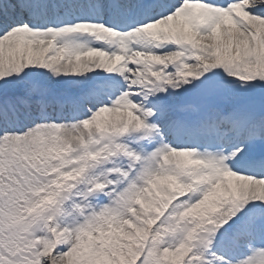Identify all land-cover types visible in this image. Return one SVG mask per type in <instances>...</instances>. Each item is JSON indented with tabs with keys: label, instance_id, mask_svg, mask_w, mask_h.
<instances>
[{
	"label": "snow or ice",
	"instance_id": "snow-or-ice-1",
	"mask_svg": "<svg viewBox=\"0 0 264 264\" xmlns=\"http://www.w3.org/2000/svg\"><path fill=\"white\" fill-rule=\"evenodd\" d=\"M0 264H264V0H0Z\"/></svg>",
	"mask_w": 264,
	"mask_h": 264
}]
</instances>
